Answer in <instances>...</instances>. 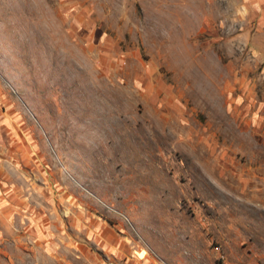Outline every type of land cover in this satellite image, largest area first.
<instances>
[{
  "label": "rangeland",
  "instance_id": "1",
  "mask_svg": "<svg viewBox=\"0 0 264 264\" xmlns=\"http://www.w3.org/2000/svg\"><path fill=\"white\" fill-rule=\"evenodd\" d=\"M263 5L0 0V264H264Z\"/></svg>",
  "mask_w": 264,
  "mask_h": 264
},
{
  "label": "crops",
  "instance_id": "2",
  "mask_svg": "<svg viewBox=\"0 0 264 264\" xmlns=\"http://www.w3.org/2000/svg\"><path fill=\"white\" fill-rule=\"evenodd\" d=\"M257 1H259V2H263V3H264V0H257ZM263 8H264V5H263Z\"/></svg>",
  "mask_w": 264,
  "mask_h": 264
}]
</instances>
